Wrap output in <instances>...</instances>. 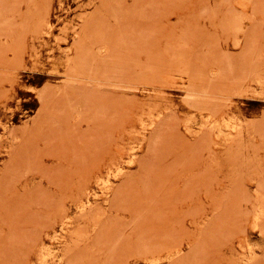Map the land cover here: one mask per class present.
<instances>
[{
	"label": "rangeland",
	"instance_id": "374dc122",
	"mask_svg": "<svg viewBox=\"0 0 264 264\" xmlns=\"http://www.w3.org/2000/svg\"><path fill=\"white\" fill-rule=\"evenodd\" d=\"M0 264H264V0H0Z\"/></svg>",
	"mask_w": 264,
	"mask_h": 264
}]
</instances>
